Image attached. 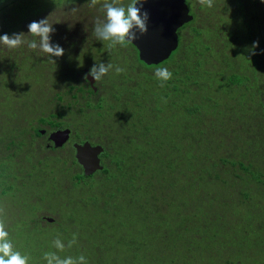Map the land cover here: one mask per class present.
<instances>
[{
    "label": "trees",
    "instance_id": "16d2710c",
    "mask_svg": "<svg viewBox=\"0 0 264 264\" xmlns=\"http://www.w3.org/2000/svg\"><path fill=\"white\" fill-rule=\"evenodd\" d=\"M74 1L0 0V35L23 33L24 41L15 49L0 43V100L21 84L28 90L25 80L19 83L26 69L30 84L40 83L36 71L46 53L38 44L28 48L37 43L28 24L53 5ZM190 2L192 19L178 29V46L167 59L146 64L131 43L117 44L106 53L114 67L101 81L68 86L102 92L74 117L83 120L76 129L84 136L80 142L103 146L102 170L83 175L73 147L65 159L60 150L30 155L40 152L34 144L39 127H74L73 119H58L61 112L37 117L36 125L25 117L23 129L7 120L14 133L0 134L6 149L0 202L12 206L0 213V224L28 264L69 257L85 264L81 255L87 264H264V0H213L211 8L195 0L199 12ZM95 29L99 52L110 51ZM52 34L50 42L60 45ZM115 66L125 71L116 76ZM165 67L173 75L161 86L154 73ZM37 104L29 105L32 113ZM244 113L250 123L240 120ZM249 140L253 149L246 148ZM51 159L68 173L70 194L62 198L59 177L44 163ZM74 166L80 171L73 172ZM22 185L36 196L24 202L16 193ZM17 200L22 214L13 206ZM47 201L64 212L44 207L59 217L39 216Z\"/></svg>",
    "mask_w": 264,
    "mask_h": 264
},
{
    "label": "rangeland",
    "instance_id": "374dc122",
    "mask_svg": "<svg viewBox=\"0 0 264 264\" xmlns=\"http://www.w3.org/2000/svg\"><path fill=\"white\" fill-rule=\"evenodd\" d=\"M129 1L130 0H98V2L93 5L91 0H75L72 5L69 6L60 4L53 5L49 10H47L48 13L40 15L38 19H34V21H39L40 19L47 18L49 24H51L54 28L55 36L58 37L60 40L59 43L60 46L64 49V54L70 51V54L72 55L67 54L65 56L63 54V63L60 62L59 57L52 56L50 58V56L48 57L47 54H40V56L42 57L41 59L44 61L43 64L45 68L40 65V67L37 69L36 72L38 73V75H40L39 78L41 79L40 83L35 81V85H31L28 81L33 77H31L32 75L29 70L26 69V72L23 73V77L25 79H22L19 83H24L25 80V83H27L29 86L28 90H23V85L21 84L19 91L10 89V92L7 93L8 95L6 94L7 96H5L3 100H0V134L10 135L14 133V128L11 125L10 127L7 126V120L12 122V124L17 126L18 128H22V126L24 125L23 119L25 117H30L28 122H31L33 125H36L37 117H46L52 113L61 112V114L63 115L59 116L58 119L66 120L70 123H72L73 119L74 127L72 125L70 126V130L74 135L73 138L76 137V134H80V138L84 137L83 133H77L76 130L77 127H79L80 121H83L82 119H79L83 113L80 111L78 112V110L80 109V107L85 106V103L88 101H98L99 97L102 96V92L99 91L95 94H88L86 91L79 92L76 89L70 90L68 86L76 84L82 85L85 74L89 73L91 69L90 66L99 65L100 63H104L105 65L108 64V54L106 53H110L111 51L107 52L104 48V50L102 49L99 52L98 48L102 47V43H99L96 35H94L91 31H93L97 26H100L102 28L107 23V10L105 8L106 3L113 4V6L127 7ZM186 3L188 7L191 6L190 0H186ZM194 3L195 4L193 6V10H197L199 12L195 0ZM50 36H53V34L51 33ZM35 39L39 47L40 38L35 37ZM110 41L111 40H105V44L110 45ZM70 42L73 44L70 45ZM51 63L54 64V70L52 71L51 69L53 68L47 69V64ZM114 75L117 76L118 74L115 73ZM111 79L112 78H106L107 81ZM56 94H58V96H61L62 98L59 100ZM109 96L110 94L107 92V97ZM37 102V108L35 107V111L32 113V111L29 110V105ZM67 104L68 107L71 108L69 111H71L72 113L67 112L65 108ZM2 107H4V109ZM84 108L85 111H90L88 107ZM91 111L94 112V109H91ZM95 111H97V109H95ZM76 116H78L79 118L74 119V117ZM240 118V120L244 122L243 124H246L247 122L250 123L249 121H251V118L247 117L246 113L241 114ZM46 126V124L43 125V127ZM31 128L29 127V129ZM64 128L69 127L65 126ZM46 138L47 134L34 138L35 147H37V145H40V152L36 153L34 151L31 152L30 155L36 157L38 156V154H40V157H42L43 155H47L46 152L54 154L57 153L56 151L60 150V157H63L65 159V157H67V155L70 153V144H67L62 149H48L45 147ZM250 147L253 149L254 145L249 140L246 142V148L250 149ZM8 151L10 152V150H7V152ZM5 154L6 149L0 148V158L5 157ZM21 155L22 152H19L17 158L20 159ZM103 161L104 160H102L101 162L104 165L105 161L104 163ZM44 163L48 167H51L52 171L57 175V177H59L57 186L58 188L56 189L57 192L60 194V197L62 198L67 193H69V190L67 191V188L69 186L67 177L68 173H63V170L65 168L64 165H61L59 162L53 159L45 161ZM74 171H80L79 167L74 166L73 172ZM53 172H51L50 176L54 175ZM23 182H21L20 184H22ZM23 187L24 186L22 185V188ZM22 188H19L16 193L19 192V196L21 199H24V202H27L30 196H36V194H33V192H31L30 190H25V188L21 190ZM46 194V196L49 195L48 193ZM0 204L2 205V207H0V213L3 212L4 214L6 210H9L10 206H12V204H9V201H7V199H3ZM13 206L15 209L17 207L18 212L20 211L22 214V210H24V207L22 204H19L18 200L17 202L15 201V205ZM42 207L43 208L37 213L39 216L43 217L48 216L50 218H57L59 216L56 213H60L62 211L64 212V209H61L59 205L53 206L50 201L45 202ZM44 207L52 211L54 210L56 213L48 211ZM9 217L4 218L6 224H10L11 222V218ZM50 218H48V220H50ZM17 243L21 244L19 240L17 241Z\"/></svg>",
    "mask_w": 264,
    "mask_h": 264
},
{
    "label": "clouds",
    "instance_id": "9594fccd",
    "mask_svg": "<svg viewBox=\"0 0 264 264\" xmlns=\"http://www.w3.org/2000/svg\"><path fill=\"white\" fill-rule=\"evenodd\" d=\"M95 5L98 0H91ZM146 0H130L127 7L113 6V4H105L107 23L101 28L97 26L95 31L98 38L102 40H111L109 50L115 46L125 47L127 44L133 42L136 39L147 32V22L149 19V13L144 10V3ZM201 6L208 8L213 7V0H198ZM54 31V28L49 24L47 18L40 19L39 21H32L28 24V32L33 37H39V48L43 53L48 54L50 57H60L64 54V49L59 44H52L50 42V34ZM139 33V35H138ZM0 43L5 45L8 49H15L20 47L23 41V33H13L11 36L8 34L0 35ZM258 42L254 43L253 47H257ZM28 48L31 50L37 49V43L33 40L28 43ZM255 54V53H253ZM111 63L105 65L100 63L99 65H93L89 73L85 74L84 79L87 80L88 76L94 78L95 82H99L110 70L113 69ZM125 69L120 66H115V72L120 74ZM155 77L160 81L161 86L172 78V72L168 68H157L155 70ZM75 235V234H74ZM9 233L5 231L3 224H0V264H28V257L22 255L19 251H13V245L7 239ZM58 247H62L59 244V240L56 241ZM52 254L44 253L45 258H49ZM81 261L87 264V261L83 255L79 257ZM51 264V259H49ZM57 264H75V261L69 257L64 260H57Z\"/></svg>",
    "mask_w": 264,
    "mask_h": 264
},
{
    "label": "water",
    "instance_id": "95a60500",
    "mask_svg": "<svg viewBox=\"0 0 264 264\" xmlns=\"http://www.w3.org/2000/svg\"><path fill=\"white\" fill-rule=\"evenodd\" d=\"M149 13L147 32L131 44L146 64H158L167 59L178 46V29L192 19L185 0H146L142 11ZM139 35V33H138ZM93 84L94 78L88 76ZM40 134L44 130H39ZM71 134L70 128H58L49 134L54 147H61ZM74 157L85 176L103 169L100 154L104 148L88 140L73 143Z\"/></svg>",
    "mask_w": 264,
    "mask_h": 264
},
{
    "label": "flooded vegetation",
    "instance_id": "af4514ba",
    "mask_svg": "<svg viewBox=\"0 0 264 264\" xmlns=\"http://www.w3.org/2000/svg\"><path fill=\"white\" fill-rule=\"evenodd\" d=\"M91 84V83H90ZM58 128H64V127H56V128H51V127H49V126H46V127H39L38 128V130H44L45 132L44 133H42V134H39V136H44L45 134H47V138L45 139L46 140V143H45V147L46 148H50V149H62L64 146H66L67 144H70V146L71 147H73L72 145H73V143H75V142H80V137H81V135L80 134H76V137L75 138H73V133L71 132V134H70V136H69V138H68V140L61 146V147H54L53 146V142L49 139V134L52 132V131H54V130H56V129H58ZM100 158H101V155H100ZM101 161H102V158H101Z\"/></svg>",
    "mask_w": 264,
    "mask_h": 264
}]
</instances>
